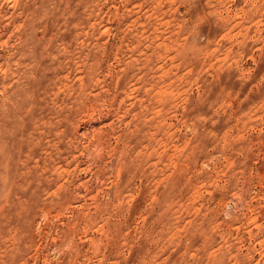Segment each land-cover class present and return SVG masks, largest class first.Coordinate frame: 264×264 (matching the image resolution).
<instances>
[{
	"label": "rangeland",
	"instance_id": "374dc122",
	"mask_svg": "<svg viewBox=\"0 0 264 264\" xmlns=\"http://www.w3.org/2000/svg\"><path fill=\"white\" fill-rule=\"evenodd\" d=\"M0 264H264V0H0Z\"/></svg>",
	"mask_w": 264,
	"mask_h": 264
}]
</instances>
